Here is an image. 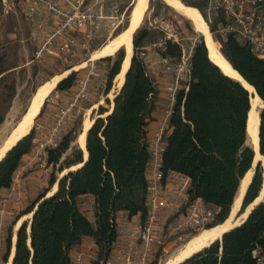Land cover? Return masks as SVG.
<instances>
[{
  "label": "trees",
  "instance_id": "obj_1",
  "mask_svg": "<svg viewBox=\"0 0 264 264\" xmlns=\"http://www.w3.org/2000/svg\"><path fill=\"white\" fill-rule=\"evenodd\" d=\"M180 1L203 13L204 0ZM150 5L152 16L164 12L163 19L179 29L178 21L167 15L168 7L164 3L150 0ZM152 18L146 19V25L133 34L132 59L124 83L114 96L112 112L97 117L87 131L86 161L83 162L82 151L77 147H72L65 155L71 147L75 127L63 134L55 145L45 147L46 163L53 171L47 186L17 215L19 218L34 211L30 223L24 220L17 230L11 264H72L71 249L86 236L92 237L95 245V256L87 264H105L117 236L116 213L125 211L129 216L139 214L141 220L145 218L146 166L150 159L147 125L152 119L158 82L147 73L139 52L143 45L162 34L152 24ZM220 19L223 18H215L209 24L210 32H214ZM186 27L190 30L188 25ZM216 39L222 55L254 87L264 103V58L253 55L248 45L232 36ZM113 56L102 59L109 62L105 92L119 71L123 48ZM210 59L201 35L191 58L188 86L178 91L167 122L160 161L163 184L168 171H177L189 178L182 212L197 198L216 210L215 219L206 226L208 228L221 224L229 216L239 183L248 172L253 155L245 144L249 93ZM76 77L77 73L71 72L55 89L63 94L70 92ZM5 97V102L12 98L10 93ZM103 111L105 108L100 107L99 112ZM3 118L0 114V123ZM260 121L259 144L264 157V108ZM34 137L35 128L32 127L0 159V190L11 187L16 170L33 147ZM82 162L80 167L69 170L58 180L53 194L45 196L57 180L56 171ZM260 184L261 172L257 167L240 211L257 196ZM83 195L92 196V216L81 208ZM11 238L12 227H9L1 257L3 263L8 261ZM157 246L147 264L160 263L162 245ZM255 248L264 252V200L252 208L242 223L224 231L220 238L181 264H259L252 255Z\"/></svg>",
  "mask_w": 264,
  "mask_h": 264
},
{
  "label": "built area",
  "instance_id": "obj_2",
  "mask_svg": "<svg viewBox=\"0 0 264 264\" xmlns=\"http://www.w3.org/2000/svg\"><path fill=\"white\" fill-rule=\"evenodd\" d=\"M18 1L26 3V14L31 25L30 38L37 43L33 58L40 60L46 53H51L57 57L63 56L69 67L75 65L73 61L76 56L75 45L77 43L75 33L81 34L82 46H86L87 42L95 37L99 21L107 17L103 8L108 0ZM204 3L202 17L207 25L213 23L215 18L224 19L216 22L214 35L221 39L232 36L240 43L248 45L253 55L264 58V0H204ZM111 7L113 12L119 13L120 17L124 16L125 10L120 11L116 2L112 3ZM49 19L54 21L53 24L49 23ZM154 26L160 29L162 34L143 45L139 53L145 62L147 73L156 82L161 72L168 75L169 79L163 83L162 91H157L156 94V98L161 97L165 100L166 106L148 148L154 170L153 177L148 180L146 215L131 232L141 246L140 264L148 263L153 245L163 246L173 235L195 228H204L214 221L216 215L214 208L197 198L187 205L180 221L163 227V231L158 230L155 222L157 212L165 206V199L162 196V171L160 170L161 155L164 149L163 137L177 93L188 86L191 75V58L201 35L195 33L188 36L181 27L177 29L162 18L158 19ZM178 30H181L180 33ZM88 64L85 76L78 80L75 89L74 82L68 93L70 102H67L66 108L61 110L62 114L58 119V124L68 110L82 98H89L91 95V91L86 89V84L94 74L95 63L89 58ZM157 85L161 86L159 83ZM58 99L65 98L60 91L55 89L49 98L48 96L45 98V101ZM165 181L172 182L175 189L182 193L186 192L189 184V178L177 171H168ZM252 255L259 264H264V252L261 249L255 248ZM122 257L125 264H129L132 260V252H124ZM83 263L84 258L81 254H77L72 259V264Z\"/></svg>",
  "mask_w": 264,
  "mask_h": 264
},
{
  "label": "crops",
  "instance_id": "obj_3",
  "mask_svg": "<svg viewBox=\"0 0 264 264\" xmlns=\"http://www.w3.org/2000/svg\"><path fill=\"white\" fill-rule=\"evenodd\" d=\"M114 2H116L119 5L120 11H124V10H126V8H128L129 0H108V2L104 5V8H103V11L107 15V17L103 18L99 21L98 27L96 29L95 37L92 38L91 40H89L87 42L86 46H82L83 42H82L81 34L78 32L75 33V36L77 37V43L75 45V48H76L75 49L76 50L75 55L78 56V53L84 52L85 55H88V57L81 59V60H78V61L74 60L75 65H73L72 67L67 66L66 60L63 56L57 57V56L52 55L50 57L51 61H53L52 64L55 67H57V69L55 70L54 74L51 77L60 76L59 79L54 84L52 90H54L56 88V85L58 84L59 81H61L66 76H68L71 72L75 71L77 74L84 73L85 72L84 69L87 70V66L89 65L88 64L89 58L92 61L99 60V59L102 60L103 58H105L107 56H113L115 54V52L121 47V46H119L118 49H116L112 53H108L106 55L95 57V55L97 54V51H99V49L103 45L108 43L110 38L115 37L116 35H118L120 33V31H119L116 35H112L111 34L112 32L110 31L111 23H113L114 17H116V15L119 16V13L117 14V13L113 12V10H112L111 4ZM149 4H150V0H147V3H146L147 7H145L146 9L149 7ZM132 9L130 11L129 20H128L126 27H128V25L130 23L131 16H132ZM146 9H144V13H142L143 14L142 19H143V16L145 14ZM26 12H27V9H26V3L25 2H20L18 0H0V89L1 88L5 89L4 88L5 86H3L2 84L4 83V85H5V83H6L5 80H7V78L10 77V79L13 80V78H15L17 76V74H19V73L20 74H24L26 72L29 73L30 65L32 63H37V62L43 60V58L40 60H36L35 58H33L34 57V50L36 48L37 43L32 41L30 38L31 25H30L29 20L27 18ZM53 22H54L53 20L49 19V23L53 24ZM141 23H142V20H141L140 24L132 32V38H133V34L136 31V29L141 26ZM92 44H95V46H91ZM132 45H133V43H132ZM122 46L125 49V46L124 45H122ZM132 53H133V47H132ZM125 58H126V55H125ZM123 62H124V59L120 63L119 71L121 68V64ZM129 65H130V63H129ZM127 70H128V68H127ZM119 71L117 72V74L119 73ZM160 75L161 76L158 80V83L161 86L158 87V91H162L163 83L169 79V76L163 72H161ZM43 83H41V84H43ZM123 83H124V81H123ZM38 86L32 92L26 107L30 104V99H31L32 95H34V93H36L35 91L38 88ZM121 87L116 88L114 86V81H113V88L110 87L108 92H104L105 94L104 93L101 94L98 98L91 101L89 105L80 106L83 114L85 115V117H83V120L81 122L80 128H77L78 127L77 124L71 123V124L66 126V128L64 129V132H63V134H65L66 132L72 130L74 127L76 129V130H73L74 131V138L71 142V147L67 150L65 155L70 153L72 147H77V148H80L82 151L83 162L86 161V159L88 157V152L86 150L87 131L97 117H105L106 115H108L109 113L112 112L113 107H114V100H113L114 97H110V96L112 95V93H114L113 96H115L119 92ZM0 97H2V96H0ZM66 97H68V96H64V98H66ZM106 98H108V100L110 102L109 107H105V105H103V103H102V100H104V99L106 100ZM44 106L45 105L43 102L42 107L40 108L38 114L35 117V118H37L38 116H40V117L43 116L40 118V121L43 122V124L47 122V119H48V116L50 113V112L43 111ZM165 106H166V102L163 98H161V97L156 98L155 97L154 109L152 111V119L149 121V123L147 125L148 143H150V141L152 140V137H153V135L157 129L159 120H160V118H161V116L165 110ZM100 107H104L105 111L100 113L99 112ZM47 110L51 111L52 109H47ZM86 117L90 118L92 121H91V125L88 127V129L86 131L85 144H84V146H80L77 142V137L82 132L81 130H82V126H83V121L85 120ZM32 127H33V124H32ZM85 152H86V154H85ZM63 156H64V154H63ZM63 156H62V158H63ZM83 162L76 164V165H72L68 168L63 169L61 172H59L60 176L57 177V180L53 184V185L56 184L55 189L52 188L53 187V185H52L50 187V189L46 192L45 196L47 197V196L53 194L58 188V180L65 173H67L69 170H73V169L80 167L83 164ZM19 167H22V166H19ZM153 170H154L153 160L149 159L147 166H146L147 180H149L153 177ZM51 188H52V190H51ZM7 190H8V188L0 190V194L6 192ZM259 190H261V189H259ZM40 192H38L36 194V196ZM243 195H245V194H243ZM258 195L259 194H257V196L252 200V202H251L252 206L257 202L259 203V202L264 200V197L257 200ZM162 196L165 199V206L157 212L156 219H155V222H156V225L158 226L159 231H163V227H165L167 225H170L172 223L180 221L182 219V217L184 216L185 211H186V210H184L182 212V206L186 202L187 194L185 192L182 193V192L178 191L177 189H175V186L172 182H170V181L164 182L163 187H162ZM243 198L241 200L239 209L234 213V215L232 217L233 222L236 220H239V221L226 230L233 228L234 226L238 225L239 223H242L246 219V217L248 216L249 212L251 211L250 209L252 206L247 211V214L245 216L243 215L244 212L246 211V207L251 203H249L242 211H240ZM80 200H81V203H80L81 208L83 210H85L88 215L92 216V213H93V211H92V208H93L92 196L91 195H83L80 197ZM231 208H232V206L230 207V210H231ZM31 215H32V212H31ZM31 215L28 217L29 223H30ZM115 221H116V225H117V236H116L115 241L113 242V248H112L110 257L108 258V260L105 264H125V261L122 257V253L127 252V251L132 252V260L129 264H140L139 258H140V254H141V250H140L141 246H140L139 241L136 240L134 234H131L133 229L141 221L140 215L135 214V215L129 216L127 214V212L119 211L116 213ZM22 222L23 221H21L17 225L16 230L14 232V235L12 233V235L15 236L14 240H13V237L11 238L12 239V246L14 248V252H15V243H16V238H17V230L20 227ZM226 230H224V231H226ZM27 231H29V225H28ZM221 235L219 237H216L215 239L220 238ZM215 239H213V240H215ZM165 245H168V242ZM12 246H11L10 253L12 251ZM204 246H206V245H204ZM204 246H202V247H204ZM157 247H158L157 245L152 246V250L150 252L149 259H151V257H153V255L156 253ZM164 248H165V246L163 245L162 249H164ZM10 253H9V256H10ZM77 254H81L83 256V258H84L83 264H87L95 256V245H94L92 237L86 236L81 240L80 243L75 244L72 247L71 252H70L71 259H73ZM13 256H14V253H13ZM13 256H12V258H13ZM8 259H9V257H8ZM149 259H148V261H149ZM11 262H12V259H11L9 264H11Z\"/></svg>",
  "mask_w": 264,
  "mask_h": 264
},
{
  "label": "rangeland",
  "instance_id": "obj_4",
  "mask_svg": "<svg viewBox=\"0 0 264 264\" xmlns=\"http://www.w3.org/2000/svg\"><path fill=\"white\" fill-rule=\"evenodd\" d=\"M160 1L168 7L167 15L174 17L178 21V24L180 25L179 27H181L182 30L185 31V33L188 36H192L195 33L196 34L198 33L194 30L192 23L187 18L179 17L175 13L176 11L174 12L172 7L165 0H160ZM135 2L136 0H129L128 8H126L124 12V16L120 17L115 14L116 17H114V21L113 23H111V28H110L112 35H116L119 31L121 32L127 26L130 11L134 6ZM146 3L147 0L144 1L142 13H144V9H146L145 7H147ZM190 7H192L193 9L195 8L199 12L201 17L203 16V13L199 11L196 7L194 6H190ZM164 14H165L164 12H160L158 14L159 16L156 17L152 16L151 5L149 4V7L146 9L145 14L143 16V19L141 18L142 20L141 26H145L146 25L145 20L150 19L152 17L154 18L151 19V22L152 24H155L158 19L161 18L163 19ZM185 24L188 25L190 30L187 29L186 27L187 25ZM207 27L209 28V25H207ZM180 31L181 30H178L179 33ZM211 34L217 47L220 49V42L216 39L219 36L214 35V33L212 32ZM91 46H95V44H92ZM52 55L53 54L51 53H46L42 61H39L37 63H32L30 65L29 73L27 72L24 74L19 73L15 77L16 79L13 78V80H11L9 77L7 78V80H5L6 82L5 85L4 83L2 84L3 86H5L4 87L5 89L3 88L0 89V96H2L0 97V114L3 115L4 119L0 123V139L7 133V131L13 126L14 122L20 117L21 113L25 110L29 98L32 92L35 90V88L39 84L41 85V83L49 80V78L54 74L57 67H55L52 64L53 61H51L50 58ZM86 57H88V55H85L84 52H81L78 53V56L74 57V60L78 61ZM94 63H95V67L93 69L94 74L91 75L90 79L86 84V89H89L91 91V95L89 96V98H82L75 106H73L70 110H68L59 124H58V119L62 114L61 110L66 108V106L68 105L67 102H70L69 100L70 96H68L69 92L63 94L64 96H68L63 100H59V99L54 101L47 100L45 101L46 104L43 110L45 112H50L47 122L43 124V122L40 121V118L43 116L41 117L38 116L37 118L34 119V122L32 123L33 127L35 128L33 147L31 151L21 161L20 166L22 167H19L16 170L11 187L8 188L6 192L0 194V264H8V263H3L1 257L5 249V239L9 227H12V233L14 235L17 225L21 221L29 219L28 217L31 215V213L21 215L19 218H17V215L21 210H23L28 205L30 200H32L38 192H40L42 189H44L47 186L49 175L53 171L51 165H48L46 163L44 148L48 145H52L57 140H59L67 125L71 123H75L78 125L77 128H80L83 117H85L80 106L89 105L91 101L95 100L105 92L106 73L108 71L109 62L106 60L99 59V60H94ZM84 71H83L84 73L77 74L74 89L76 88V83H78V80L84 77L88 70L84 69ZM113 81H114V86L116 87V82L114 77V79H112L111 82V88H113ZM7 86L10 87L12 86V89L10 90L7 89ZM77 86L79 87V85ZM54 91L55 89L51 90L48 93L47 95L48 98L53 94ZM8 93H10L12 98H10L9 100H7V102H5L4 101L6 99L5 95ZM113 94L114 93H112L110 97H114ZM102 103L103 105H105V107L110 106V102L108 98H106V100L105 99L102 100ZM47 109H52V110L49 111ZM56 176L57 177L60 176V173L58 171H56ZM238 209L239 207L236 209V211ZM207 228L208 227L195 228L173 235L171 238H169L168 245H164L165 248L162 249L160 253L159 264L174 259L178 255L179 251L185 248L186 242L191 237L195 236L203 229H207ZM13 235L12 237L14 240L15 236Z\"/></svg>",
  "mask_w": 264,
  "mask_h": 264
},
{
  "label": "bare ground",
  "instance_id": "obj_5",
  "mask_svg": "<svg viewBox=\"0 0 264 264\" xmlns=\"http://www.w3.org/2000/svg\"><path fill=\"white\" fill-rule=\"evenodd\" d=\"M145 0H136L134 6L132 7V16L128 27L124 28L118 35L110 38L108 43L103 45L95 57L106 55L108 53L114 52L118 49L119 46H125V54L124 62L121 64L120 72L115 76L116 87L119 88L122 86L124 81V75L127 71V68L130 63V57L132 54V32L134 29L140 24L142 18V8ZM174 11L181 14L183 17L187 18L191 23L196 32L203 36L204 43L206 44L208 55L211 60L219 66V68L223 71V73L227 74L230 77L238 79L241 83L251 92L254 93V96L250 98L251 109L249 111V121H250V131L254 134L255 143L257 142V125H258V115H257V107L262 105L261 98L257 95L254 90V87L250 85L243 77L238 73L236 69H234L227 59L222 55L219 48L217 47L212 34L207 27V24L199 14V12L194 8L183 4L180 0H165ZM123 47V46H122ZM60 76H54L51 79L45 81L43 84L39 85L34 96L32 95L30 99V105L28 111L24 114L21 121L18 123L16 128L13 130L12 134L9 135L6 141L0 147V159L5 153L6 149L13 144L19 137L23 136L27 131H29L30 127H32V123L34 118L38 114L40 108L42 107L43 100L46 98L48 93L52 90L54 84L59 79ZM91 119L86 118L83 121L82 132L77 137V142L80 146H84L85 144V135L88 127L91 125ZM3 128V127H2ZM4 129V128H3ZM86 154V152H85ZM254 159H261V165L263 168V183L262 188L258 192V199L264 197V160L263 157L258 151L255 154ZM252 176V169H249L248 172L241 179L237 194L234 198L232 208L230 210L229 216L225 219V221L221 224H217L214 227L203 229L201 232L191 237L187 242L184 249L179 251L178 255L169 261H165L161 264H177L179 261L190 255L192 252L200 249L202 246L209 244L213 239L219 237L222 232L229 227L233 226L239 220L232 221V217L236 212V209L239 207L240 202L243 198L244 191L249 184V181ZM56 184L53 186L55 189ZM252 206V203L246 207V211L244 212V216L247 214V211ZM14 253V248L12 247V251L10 254L8 264L10 263L12 256Z\"/></svg>",
  "mask_w": 264,
  "mask_h": 264
},
{
  "label": "water",
  "instance_id": "obj_6",
  "mask_svg": "<svg viewBox=\"0 0 264 264\" xmlns=\"http://www.w3.org/2000/svg\"><path fill=\"white\" fill-rule=\"evenodd\" d=\"M204 40V39H203ZM205 42V41H204ZM206 45V44H205ZM122 47V46H121ZM123 48V57H122V60L121 61H123V59H124V56H125V49H124V47H122ZM132 55H133V53L131 54V57H130V62H131V59H132ZM211 60V59H210ZM231 65V64H230ZM218 66V65H217ZM219 67V66H218ZM221 70V69H220ZM222 71V70H221ZM223 72V71H222ZM228 76V75H227ZM230 77V76H229ZM231 78H233V77H231ZM233 79H235V78H233ZM244 79V78H243ZM235 80H237L238 82H240L241 83V81L240 80H238V79H235ZM246 81V80H245ZM242 84V83H241ZM243 85V84H242ZM244 86V85H243ZM245 87V86H244ZM246 88V87H245ZM246 90L248 91V93H249V98H251L252 96H254V93H251L247 88H246ZM255 90V89H254ZM256 92V91H255ZM44 101H45V99H44ZM30 105V104H29ZM29 105L26 107V109L21 113V115H20V117L14 122V124H13V126L7 131V133L0 139V147H1V145L6 141V139H7V137L9 136V135H11L12 134V132H13V130L16 128V126L18 125V123L21 121V119L23 118V116H24V114L28 111V108H29ZM260 108V109H259ZM264 108V103H263V101H262V105L261 106H258L257 107V115H258V125H257V142L255 143V139H254V134L250 131V129H249V127H250V117H249V111H250V109H251V102H250V108H249V111H248V114H247V120H246V138H245V144L252 150V152H253V155H252V161H251V164H250V167H249V169H252V176H251V179H250V181H249V184H250V182H251V180H252V178H253V176H254V173H255V171H256V169H257V167H259L260 168V170H261V184H260V188H261V186H262V183H263V169H262V165H261V159H254V157H255V154H256V152L258 151V153H260V140H259V129H260V123H261V121H260V112H261V110ZM31 128L32 127H30V129H29V131L31 130ZM29 131H27V133L29 132ZM27 133H25L24 135H26ZM23 135V136H24ZM23 136H21V137H19L13 144H11L7 149H6V151H5V153L20 139V138H22ZM5 153L3 154V156L5 155ZM261 154V153H260ZM262 155V154H261ZM2 156V157H3ZM1 157V158H2ZM263 157V156H262ZM263 160H264V157H263ZM248 184V185H249ZM248 187V186H247ZM238 190V189H237ZM246 192V191H245ZM244 197V196H243ZM256 204H258V202L257 203H255L252 207H251V209L250 210H252V208H254V206L256 205ZM35 209H36V207H35ZM34 209V210H35ZM34 212V211H33ZM33 212H32V214H33ZM31 218H32V215H31ZM240 224V223H239ZM238 224V225H239ZM212 242V241H211ZM210 242V243H211ZM201 248H203V247H201ZM200 248V249H201ZM200 249H197L196 251H194V252H192L190 255H188L187 257H185L184 259H182L181 261H179L177 264H181L186 258H188V257H190L191 255H193L195 252H197V251H199Z\"/></svg>",
  "mask_w": 264,
  "mask_h": 264
}]
</instances>
